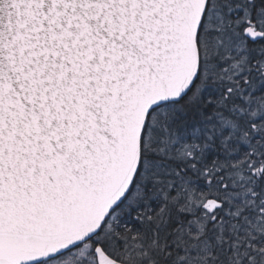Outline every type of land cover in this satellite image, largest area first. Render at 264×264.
Returning a JSON list of instances; mask_svg holds the SVG:
<instances>
[{"label":"snow or ice","instance_id":"obj_1","mask_svg":"<svg viewBox=\"0 0 264 264\" xmlns=\"http://www.w3.org/2000/svg\"><path fill=\"white\" fill-rule=\"evenodd\" d=\"M0 264H264V0H0Z\"/></svg>","mask_w":264,"mask_h":264}]
</instances>
